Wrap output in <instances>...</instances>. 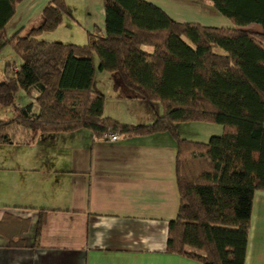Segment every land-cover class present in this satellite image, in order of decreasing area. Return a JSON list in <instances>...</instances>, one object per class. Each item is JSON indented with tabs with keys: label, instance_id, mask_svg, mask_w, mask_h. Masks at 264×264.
Returning a JSON list of instances; mask_svg holds the SVG:
<instances>
[{
	"label": "trees",
	"instance_id": "obj_1",
	"mask_svg": "<svg viewBox=\"0 0 264 264\" xmlns=\"http://www.w3.org/2000/svg\"><path fill=\"white\" fill-rule=\"evenodd\" d=\"M22 1L0 0V50L11 45L21 59L0 80V105L16 110L0 120V143L84 128L97 137L169 131L177 139L180 203L168 251L202 264H245L254 193L264 190V0H200L211 1L230 27L178 21L147 0H104L105 30L89 32L86 44L42 37L70 14L65 0L48 2L42 23L26 35L8 37ZM95 57L98 69L118 73L148 102L153 123L105 115V95L93 89ZM23 90H36V101L17 104ZM200 121L221 124L224 133L208 141L178 133V123Z\"/></svg>",
	"mask_w": 264,
	"mask_h": 264
},
{
	"label": "crops",
	"instance_id": "obj_2",
	"mask_svg": "<svg viewBox=\"0 0 264 264\" xmlns=\"http://www.w3.org/2000/svg\"><path fill=\"white\" fill-rule=\"evenodd\" d=\"M50 1L19 3L6 25L7 36L26 35L39 26ZM83 1L87 28L104 31V1ZM147 1L178 21L202 23L198 5L206 2ZM218 22L202 24L231 26L224 18ZM99 71L104 85L97 82V70L93 89L105 95L106 116L133 125L155 121L154 109L118 73ZM29 95L27 104L38 93ZM158 110L162 113L161 103ZM184 123H178V131ZM0 145L18 149L12 154L0 146V264H202L167 248L170 221L180 203L177 139L171 132L108 141L84 128ZM245 264H264V190L254 193Z\"/></svg>",
	"mask_w": 264,
	"mask_h": 264
},
{
	"label": "rangeland",
	"instance_id": "obj_3",
	"mask_svg": "<svg viewBox=\"0 0 264 264\" xmlns=\"http://www.w3.org/2000/svg\"><path fill=\"white\" fill-rule=\"evenodd\" d=\"M104 1V0H103ZM196 2H206L202 3L203 5L198 8L199 13L202 12L201 22L204 23H220L218 22L219 18H224L229 20L227 17L221 15L217 9L214 7L211 1H200L194 0ZM66 4L72 9V15L66 13L63 17L62 23L53 31L44 32L42 34L43 38L48 41H63L67 43H76V44H86L88 43V33L89 31L93 32L96 27L87 28V14L85 11V5L83 0H65ZM202 10V11H201ZM252 30H257L256 27H251ZM96 65L99 64V59L95 57ZM21 62V59L15 49L11 45L5 46L0 51V80L5 76V70L7 63H11L14 66H18ZM16 64V65H15ZM15 69V67H14ZM16 70V69H15ZM13 70V71H15ZM98 70L97 82H101V78L104 77L100 75ZM107 73L104 71L103 74ZM109 73V72H108ZM104 89L105 86H103ZM31 100V96L26 91H20L17 96V104L25 105ZM160 106V103H157V107ZM16 115V110L14 106H2L0 105V120H8L13 118ZM181 131V132H180ZM179 134L183 133L186 138L192 140L208 141L212 135H221L224 133V126L218 123H208V122H186L184 125H180ZM8 148L12 154L17 153L18 149L11 147L10 145H0ZM4 152L0 150V156ZM6 153V152H5ZM3 155L0 159L3 158Z\"/></svg>",
	"mask_w": 264,
	"mask_h": 264
},
{
	"label": "built area",
	"instance_id": "obj_4",
	"mask_svg": "<svg viewBox=\"0 0 264 264\" xmlns=\"http://www.w3.org/2000/svg\"><path fill=\"white\" fill-rule=\"evenodd\" d=\"M102 138L108 141H117L120 139V135L117 132L107 131L103 134Z\"/></svg>",
	"mask_w": 264,
	"mask_h": 264
}]
</instances>
